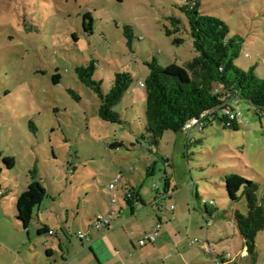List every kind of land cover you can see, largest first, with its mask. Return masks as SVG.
I'll use <instances>...</instances> for the list:
<instances>
[{
    "label": "rangeland",
    "instance_id": "obj_1",
    "mask_svg": "<svg viewBox=\"0 0 264 264\" xmlns=\"http://www.w3.org/2000/svg\"><path fill=\"white\" fill-rule=\"evenodd\" d=\"M197 1L201 12L228 25L229 37L244 39L237 65L246 71L256 66L257 75L264 78V0ZM185 3L187 0H0V150L16 162L1 178L6 196L0 201V264H45L44 245L52 247L54 241L59 250L58 238H37L36 228H51L63 238L66 229L81 246L79 231L96 229V216L108 215L109 197L119 194L109 186L119 177L144 193L154 194L158 189L162 193L163 155L172 152L178 136L166 132L158 146L141 138L148 134L146 93L139 83L149 75L146 64L154 59L162 67L185 66L197 56L187 20L179 10ZM86 14L93 18L88 32ZM172 17L182 19L185 28L168 36ZM126 28L133 37L130 45ZM176 38L183 43L174 44ZM92 61L96 64L94 79L102 82L104 93L109 92L115 72H127L134 80L114 108L125 122L122 125L100 118L97 95L75 72ZM57 74L60 79L55 84ZM236 108L242 115L239 130L225 129L214 121L203 133L191 131L188 135L198 143L191 141L188 151L184 148L190 189L198 184L203 199L230 216L237 210L247 214L248 209L245 200L229 202L225 174L237 173L255 181L259 195L264 193V117L247 103ZM115 143L121 146L110 147ZM154 163L156 174L146 176ZM33 178L48 196L35 213L30 241L28 232L19 231L15 223L21 225L16 217L18 196ZM196 205L191 210L201 222L204 206ZM115 209L120 212V204ZM212 221L201 234L203 238L208 234L215 250L222 253L218 237H227L232 229L230 218ZM236 232L237 244L230 248L233 253L243 242ZM256 243L258 257L238 264H264V232ZM56 257L57 264L63 263Z\"/></svg>",
    "mask_w": 264,
    "mask_h": 264
},
{
    "label": "trees",
    "instance_id": "obj_2",
    "mask_svg": "<svg viewBox=\"0 0 264 264\" xmlns=\"http://www.w3.org/2000/svg\"><path fill=\"white\" fill-rule=\"evenodd\" d=\"M179 10L187 20L189 35L197 56L187 62L185 66L173 63L170 66L162 67L156 59L146 64L150 73L144 81H141L144 83V87L141 88L146 93L147 125L145 131L148 136L143 134L141 138L151 146H158L166 132H183L187 122L194 118H200L206 112H213L214 117L208 120L205 129L214 121H219L225 129L237 131L241 123L233 122L231 126H227L229 118L223 111L226 107L236 108L241 103H247L260 118L264 117V78L257 75L256 66H252L246 71L237 65L244 49V39L240 36L229 37L228 25L220 18L201 12L197 0H187V3L179 6ZM170 22L172 28L167 29L168 36L182 33V29L185 28L182 19L172 17ZM92 26L93 18L91 14H86L84 16L86 31H91ZM125 31L128 45H130L133 37L129 35V28H126ZM183 41L181 38H176L173 42L179 45ZM245 56L250 57L248 54ZM95 71L94 61L88 66L77 67L75 70L79 80L97 95L100 101V118L106 122L124 124L125 122L114 108L123 100L132 86L134 82L132 76L123 71L115 72L109 92L104 93L102 82L94 79ZM59 79L60 75H55L54 83L58 84ZM190 143L188 141L187 151ZM196 143H198L197 140L192 142V144ZM114 146H121V144H110V147ZM0 160L3 162V165H0L1 201L6 196L1 178L4 171L15 168L16 162L13 158L4 157L1 150ZM155 164L147 168L148 176L153 175ZM36 173V170L32 171L33 175ZM117 179L120 183V178ZM119 183L117 190L124 202L137 199V195L131 190H121ZM224 183L229 202L237 204L245 200L247 214L237 210L230 216V213L223 214L218 209H213L209 203L201 202L205 210V212H201L202 218L207 225L213 222V218H232L249 257L256 259L258 257L256 240L258 235L264 232V193L260 196L259 184L237 173L225 174ZM122 191H129L132 196L128 197L124 194L121 196L120 192ZM47 196L46 190L34 178L28 188L19 194L16 202V217L26 232L33 225L35 213L41 208ZM212 202L215 204V201ZM99 216L110 217L109 213L108 215L100 214L96 216L95 220ZM116 217L111 218V223ZM111 226L112 224L104 225L97 229L101 227L110 229ZM38 233L42 235L44 231L39 229ZM84 233L86 234V232Z\"/></svg>",
    "mask_w": 264,
    "mask_h": 264
},
{
    "label": "crops",
    "instance_id": "obj_3",
    "mask_svg": "<svg viewBox=\"0 0 264 264\" xmlns=\"http://www.w3.org/2000/svg\"><path fill=\"white\" fill-rule=\"evenodd\" d=\"M177 136L172 152L163 155L166 173L162 193L160 189L154 194L144 193L142 188L134 187L130 180L122 181L119 177L121 190H131L137 195V199L124 202L121 198L118 203L121 210L110 229L101 227L87 230L86 234L90 241H82L79 238L80 246L71 239L66 229L62 230L65 236L63 238L58 231L51 228L45 230L42 235L38 233L40 228H36L37 238L55 236L59 240V250H55L54 241L52 247L44 245L45 264H57L56 255L62 259L61 264H217L218 261L223 264L245 263L249 255L243 242L238 252L230 251L232 245L237 244L235 241L237 227L232 218L229 221L232 229L226 233L227 237L226 235L218 237L219 245L224 248L222 253L215 250L208 234L203 238L201 231L207 224L204 220L197 221L191 209H196V204L202 206L201 202L206 200L203 199L198 184L195 185V189H190V173H187L184 161V148L187 150L188 141L193 142L196 139L183 132L177 133ZM155 169L154 167L153 175L156 174ZM190 181L194 182L192 177ZM123 192H120L121 196ZM172 206L175 207L174 210L171 209ZM38 220L39 224H44ZM212 223L207 227L209 228ZM15 225L19 231L26 232L19 223ZM157 225H161V228L156 241L141 246L140 241ZM30 232L29 228L28 238L31 241ZM38 254L40 257L42 252ZM229 255L232 256L231 260L228 258ZM36 262L42 264L41 261ZM26 264L31 262L27 261Z\"/></svg>",
    "mask_w": 264,
    "mask_h": 264
},
{
    "label": "built area",
    "instance_id": "obj_4",
    "mask_svg": "<svg viewBox=\"0 0 264 264\" xmlns=\"http://www.w3.org/2000/svg\"><path fill=\"white\" fill-rule=\"evenodd\" d=\"M140 87H144V83L140 82ZM229 118V120L227 121V126H231L233 124V122H240L241 123V112L235 110V108H230V107H226L223 111ZM214 117V113L213 112H206L204 113L200 118H194L192 120H190L189 122H187L184 126L183 132L184 133H190L191 131H196V132H202L205 130V126L208 124V120L213 119ZM118 183H119V179H116L114 182H112L110 184V190L112 192H116L117 187H118ZM124 195L131 197L132 194L129 191H125L123 193ZM121 197L119 196V194H114L110 197L109 202L111 204V210L109 211V216L110 217H106V216H99L96 220H95V226L96 228H99L100 226H104V225H111L112 221L111 218L113 219L114 217L117 216L118 212L115 209L116 205L120 202ZM174 206L171 207L172 210H174ZM161 228V225H157L151 233L147 234L145 236V238L143 240L140 241V245L141 246H145L148 243H152L154 241H156V238L158 237L159 234V230ZM51 234H53V232H50ZM78 236L80 239L84 240V241H89V238L87 237V235L84 232H79ZM228 258L231 260L232 256H228ZM217 264H223V262L218 261Z\"/></svg>",
    "mask_w": 264,
    "mask_h": 264
}]
</instances>
